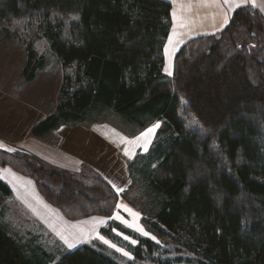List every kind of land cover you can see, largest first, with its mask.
<instances>
[{"label":"trees","instance_id":"16d2710c","mask_svg":"<svg viewBox=\"0 0 264 264\" xmlns=\"http://www.w3.org/2000/svg\"><path fill=\"white\" fill-rule=\"evenodd\" d=\"M171 13L168 0H0L4 36L25 42L27 79L46 65L39 35L64 68L56 112L31 133L44 139L106 113L134 128L161 121L149 154L129 165L154 212L142 221L160 242L113 219L101 233L135 238L128 249L144 263L264 264V14L239 7L222 32L183 45L168 76ZM0 166L31 178L69 219L117 209L100 176L58 172L7 148ZM13 196L0 177V264H121L102 244L69 250L15 229L4 205Z\"/></svg>","mask_w":264,"mask_h":264},{"label":"rangeland","instance_id":"374dc122","mask_svg":"<svg viewBox=\"0 0 264 264\" xmlns=\"http://www.w3.org/2000/svg\"><path fill=\"white\" fill-rule=\"evenodd\" d=\"M260 11L264 14L262 10ZM38 37L35 38L34 45L38 54L44 55L46 65L37 72L34 80L29 81L27 79L29 72H23L26 67L25 42L23 43L14 37L6 38L0 26V95L7 96L9 98V104L13 107H15L14 105L16 104H21L22 106L28 108L32 115V122H36L42 118L44 120V117L46 118L48 115L56 112L64 73V68L62 67L60 61L52 54L47 40L43 37ZM218 95L220 97H224L225 93L221 90L218 92ZM157 123L161 124V121H153L145 128H134L128 126L117 115H114L113 113H106L101 115V117H97L95 120L91 119V121L88 120L71 126H62L65 131H57L58 129L55 130L52 135L44 140V142L57 145L65 144L66 141L68 145H73L83 158L87 157L91 160L88 161L85 160L87 158H82L80 160V166L77 170L68 169L59 164H55L43 156L36 155L35 153L29 151L23 145L9 144V146L5 147L7 150L14 149V151L27 153L57 171L67 170L70 172H78L102 177L118 194L119 199L121 197L126 199L133 205L134 208L140 211L139 215L141 216V223L145 226L142 220H153L152 217L154 212L151 210L152 205L148 202L149 200L147 199V195L144 191L145 185L141 182L137 175H134L133 172H135V167L132 166V169H130L129 165L132 163L136 166L137 160L140 157L149 154L155 144L157 131H155L154 134H151L150 142L149 138L141 137L139 141H136L135 138L139 137L146 129ZM93 129L97 130L96 135L89 133ZM30 136L33 135L30 134ZM124 138H127V140ZM128 141H131L132 143H128ZM107 143L110 146L107 145ZM145 143H147L146 151L143 147ZM42 146L46 147L45 143H43ZM125 149L128 150L127 153ZM104 153H107V155L110 156V160H107V164L110 165L111 169L109 170L106 168V171L112 173L113 175H116L114 173L115 171L119 173L121 172V178H114V180H117L120 183L125 181L122 177L124 175L122 168L123 164L127 163L129 184L120 193L106 178L105 174L100 171V168L96 167L92 162L96 157L106 156ZM91 154L93 155L91 156ZM4 205L5 210L9 211L7 212L8 220L15 229H20V227L29 228L33 233L39 235L43 242L45 241L51 246H56V244L60 242V240L56 238V236L51 233V231H49L42 222L39 221L35 213L30 212L26 207H24L17 197L13 196L12 199H6ZM115 229L111 230L110 237H106L108 241L107 243L103 241L101 242L93 237L88 244H102L109 253L116 256L121 264H146L147 262L144 263L135 260L133 254L129 251L128 246L132 245V241L134 240L125 234L119 233ZM145 231L149 233V235H147L149 238L152 239V237H155V239L152 240L160 242L159 238L154 233L150 232L146 227ZM112 245H115L116 247H112ZM119 249H123V251H120ZM124 252H127L129 255L125 256Z\"/></svg>","mask_w":264,"mask_h":264},{"label":"crops","instance_id":"0c3cea01","mask_svg":"<svg viewBox=\"0 0 264 264\" xmlns=\"http://www.w3.org/2000/svg\"><path fill=\"white\" fill-rule=\"evenodd\" d=\"M168 1L172 4V27L164 45V73L168 76H172L173 74L176 54L188 41L199 36L213 35L222 32L239 7L251 5L264 12V0H228V2H225V0ZM173 12L176 13L175 18L173 17ZM225 16H227V24H225ZM170 40L171 43H169ZM165 68H168L171 74L166 72ZM14 106L15 107L9 104V98L7 96L0 95V143L4 145L3 148L9 146V144L23 145L29 151L36 155L43 156L55 164L72 170H77L79 168L81 163L80 160L83 156L73 145H68L66 141L65 144L53 145L44 142L46 138L43 139L30 136L33 127L42 121L43 118L36 122H32V115L28 108L21 104H16ZM161 124H159V127L156 128L155 131H158ZM57 131L65 130L64 127H61ZM96 132L97 130L93 129L89 133L96 135ZM41 143H45L47 148L42 146ZM107 145L109 144L107 143ZM109 146L107 147L110 148ZM104 154H106V156L94 158L92 161L93 164L100 168V171L105 174L106 178L115 186L114 188L116 190L121 188L124 189L129 184L127 163L123 164L122 168L124 172L122 177L125 181L120 183L114 180V178H121V172L115 171L114 173L116 175H113L106 171L107 169H111L110 165L107 164V160H110V156L107 155V153ZM92 155L93 154H91V156ZM85 158L87 157L83 159ZM85 160L91 161L88 158ZM0 177L11 188L14 197H17L30 212H34L39 221L60 240L65 248L69 249L65 243V239H67L69 243H75L76 246L69 250H73L83 244H88L93 237L101 242L107 241V236L101 233V229L107 226L111 219L141 235L143 234L137 230L136 226H142L145 231V226L141 223L140 215L138 218H134L131 213L126 212L120 207V205L123 204L127 205L128 208L136 213L140 212L122 197L119 199L117 209L111 218L102 215H92L80 219H69L43 197L31 178L7 166L0 167ZM120 192L121 191H119V193ZM117 214L120 217L119 219H117ZM115 230L121 234L127 235L129 238L136 241V244L138 243L132 236L122 231L120 232L119 229ZM134 244L135 243H133L132 246H134Z\"/></svg>","mask_w":264,"mask_h":264},{"label":"snow or ice","instance_id":"6c2138e0","mask_svg":"<svg viewBox=\"0 0 264 264\" xmlns=\"http://www.w3.org/2000/svg\"><path fill=\"white\" fill-rule=\"evenodd\" d=\"M225 2H228V0H225ZM237 6H239V5H237ZM175 16H176V13L173 12V17L175 18ZM72 19L78 20L79 17H78V16H74V17H72ZM227 22H228V20H227V16H225V24H227ZM169 43H171V40L169 41ZM165 71H166V72H169V74H171L168 68H165ZM158 127H159V123H157V124L153 125L152 127L146 129L145 132L141 133V135H140L139 137H136V138H135L136 141H139V140L141 139V137H145V138H149V142H150V136H151V134H154L156 128H158ZM124 139L127 140V138H124ZM128 143H132V142H131V141H128ZM3 146H4V145H3L2 143H0V147H3ZM143 147H144V150L146 151V150H147V143H145ZM9 151H14V149H9ZM125 151H126V153L128 152L127 149H125ZM114 187H115V186H114ZM117 191H118V192H119V191H123V189H122V188H121V189H117ZM120 207H122L126 212L131 213V215H132L134 218H138V217H139V213H136V212L132 211V209L128 208L127 205H123V204H121ZM119 218H120V217H119V215L117 214V219H119ZM133 226H135V225H133ZM136 227H137V230L140 231L143 235H146V236L149 235L148 232H145V231H144V229H143L142 226H136ZM101 239H102V237H101ZM152 239H155V237H152ZM105 242L107 243L108 241H105ZM65 243L67 244V247H68L69 249L74 248V247L76 246L75 243H69V242L67 241V239H65ZM132 243H136V241H132ZM112 247H116V246H115V245H112ZM119 250H120V251H123V249H119ZM124 255L127 256V255H129V254H128L127 252H124Z\"/></svg>","mask_w":264,"mask_h":264}]
</instances>
